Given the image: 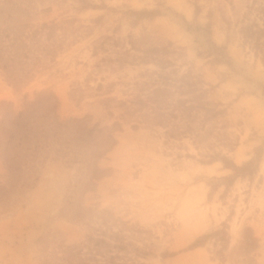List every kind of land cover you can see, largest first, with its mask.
Instances as JSON below:
<instances>
[{"label":"rangeland","instance_id":"rangeland-1","mask_svg":"<svg viewBox=\"0 0 264 264\" xmlns=\"http://www.w3.org/2000/svg\"><path fill=\"white\" fill-rule=\"evenodd\" d=\"M245 4L0 0V264H65L54 255L100 234L132 264H264V62L239 33ZM206 31L229 64L197 56ZM169 43L232 151L139 123L134 83L156 69L140 50ZM211 143L237 166L261 148L256 172L211 187L233 174L202 163ZM223 226V248L210 235L186 249Z\"/></svg>","mask_w":264,"mask_h":264},{"label":"trees","instance_id":"trees-1","mask_svg":"<svg viewBox=\"0 0 264 264\" xmlns=\"http://www.w3.org/2000/svg\"><path fill=\"white\" fill-rule=\"evenodd\" d=\"M197 7V6H196ZM159 14V11H155ZM187 30L191 26L182 18ZM43 27L48 24L43 23ZM205 30V29H203ZM239 33L242 42L254 51L264 62V0H246L245 11L240 18ZM142 56L138 57L143 64H153L155 70L148 71L142 75L144 79L135 82L136 93L131 95L130 102L138 108L140 122L146 126H159L164 129V134L170 139L189 138L193 144L205 133L213 136L215 141L226 151L230 152L237 146V140L232 141L221 131L223 125L214 127L215 132L206 130V126L216 120L222 110L216 104L206 100L204 80L200 75L191 70L179 73V69L173 60L166 57L167 54H175L169 43L167 46L149 47L140 50ZM197 56L212 57L214 62L229 64L225 47L217 45L209 37L206 31V40L202 44V50L197 51ZM3 67L5 65L3 64ZM211 151L204 154L203 164H211L220 161L225 168L233 171L230 176L221 178L213 177L217 181L215 185L208 182L211 187L217 184L227 186L236 177H246L254 174L258 167L261 148L255 150V156L243 162L240 166L235 165L226 154L215 150L213 143L210 144ZM218 235V241L224 246L228 238L226 227L206 234L193 241L186 249H192L201 245V241L207 236ZM111 238L116 235L105 236L103 234L93 236L87 235L84 242L77 248H64L54 255V258L65 264H132L121 256V250H126L127 245L118 240L110 244ZM117 249L113 251L114 249ZM138 254H143L135 249ZM220 251V249H219Z\"/></svg>","mask_w":264,"mask_h":264}]
</instances>
